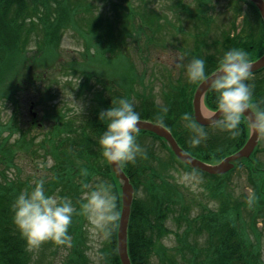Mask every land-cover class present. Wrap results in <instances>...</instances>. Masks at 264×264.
Listing matches in <instances>:
<instances>
[{
  "label": "trees",
  "instance_id": "1",
  "mask_svg": "<svg viewBox=\"0 0 264 264\" xmlns=\"http://www.w3.org/2000/svg\"><path fill=\"white\" fill-rule=\"evenodd\" d=\"M189 1L186 4L179 0L171 5L176 15L182 9L185 21L191 23L194 29L189 32L193 38L192 49L188 51L189 59L192 56H202L211 70L223 53L233 47L246 50L250 60L264 54V20L256 4L250 0H229L224 7L234 19L229 22L228 27L224 26L225 23L219 24L217 30V0ZM153 2L154 0H0V103L14 102L16 106L12 118L0 123L3 125L0 126V134L4 129L8 131L20 126L16 118L21 106L17 102L18 94L28 91L42 93L43 85L49 87L46 85V76L57 67L59 58H62L61 42L68 30L79 38L82 37V59L86 63L89 59L100 56L103 61L126 58L130 61L128 64L131 72H128L127 77L129 82H126L127 86L120 83L121 89L107 79L104 68H74L72 75L77 72L81 74L73 87L77 88V95L83 97L85 91L79 87L82 84V88L90 93V102L83 97L87 102L84 111L72 110L71 113L64 114L59 109L56 112L47 110V116L54 119L45 138L49 144L47 151L56 157L57 164L52 167L50 178L44 175V187L49 194L72 199L78 210L73 219L77 218L80 210V205L76 204L82 202V199H78L81 189L90 191L100 184L112 186L120 216L119 181L98 145V138L105 127L98 114L110 106L112 98L127 97L132 100L142 119L157 122L158 118L163 117L166 127L172 131L180 145L207 162H218L243 146L248 138L246 122L242 123L241 132L236 137L215 125L203 126L198 123L206 129L208 135L199 145H191L189 141L194 132L187 126L185 113L195 119L192 101L198 84L190 83L182 73L178 76L169 73L167 79L161 80L160 90L157 92V81H138L130 47L133 45L137 47L139 54H144L149 53L151 48L155 50L166 46L170 40L164 32L165 24L174 23L166 13L151 11L149 8ZM98 3L101 5L100 11ZM161 18L164 19L163 22ZM180 19L181 16L178 17ZM175 28L185 32L183 26ZM32 59L43 60L46 65L35 67L30 64ZM249 83L253 91L252 102L257 107H264V69L252 75ZM44 99L42 95L40 102L43 103ZM36 104L39 105V101ZM206 104L210 109H215V96L211 90L206 95ZM55 107H58L57 103ZM165 107L167 112L163 111ZM138 134V143L142 144L147 155L138 156L135 163L129 162L124 166L137 192L131 206L129 223V254L132 264H155L152 253L156 251L159 264H264V260L255 251L257 245L252 246V251L243 245L241 230L235 222L236 217H239L238 209L231 210L227 206L219 209L204 207L192 217V204L186 202L180 189L175 185L172 187L164 176L169 164L178 165L181 161L163 138L148 132ZM148 134L153 142L161 141L162 147L171 153V159L160 158L153 145L147 144L144 147V139ZM27 136L28 132L22 131L16 140L26 143ZM1 140L0 145L3 147L11 138L3 136ZM13 149L12 146L1 149L3 154L0 163H6V159L13 156ZM61 152H65L64 163L60 159ZM254 156L248 160L252 164L250 176L253 187L256 195L258 194L254 197L258 210L253 212V216L257 218L264 216V162ZM76 158L80 159L77 164L72 162ZM84 169L87 170L86 174L82 171ZM203 174L207 179L204 183L208 190L217 197L223 192L225 180L222 177H228L231 173L223 176ZM0 175L5 179V182L0 183V264H31L33 252L26 247V242L14 223L12 209L14 198L19 192L31 188L6 180L8 174L4 170H1ZM77 176L80 177L79 183L74 179ZM141 189L145 190V196L139 194ZM171 214L176 216L175 248L167 247L161 241L164 234L172 231L167 225ZM118 220L107 235L97 258L88 255L82 235H76L64 264H122L117 245ZM199 239L204 240L200 245Z\"/></svg>",
  "mask_w": 264,
  "mask_h": 264
},
{
  "label": "rangeland",
  "instance_id": "2",
  "mask_svg": "<svg viewBox=\"0 0 264 264\" xmlns=\"http://www.w3.org/2000/svg\"><path fill=\"white\" fill-rule=\"evenodd\" d=\"M172 2H175V0H154L153 6L158 11L166 13L172 21L179 25V27L183 26V28H185V32H176V34L172 33L171 28L166 29L168 39L181 48L178 49L168 44L167 46L158 47L155 50L151 48L152 51L150 54H146V52H144V54H139L136 51L137 47L133 45L130 47L134 58V72L143 74L147 83L151 80L155 82L156 80L153 76H156L158 78V86L155 88L156 92L160 90V80L167 76L166 74L164 76L162 74V65L166 66L168 71L172 72L174 76L185 72L184 68L178 63V57L181 53L190 50V47L193 45V38L189 36L188 32L190 30L193 32L194 29L192 24L185 21V19L184 21L182 20L183 22L178 21L177 16L181 12L178 11L176 15L174 9L171 8ZM217 2L216 13L218 15L216 16V29L218 30V27H220L219 24L225 23L224 26L228 27L229 22L232 21L234 17L232 15H229V17L228 14H226L229 12L225 10L224 6L227 5L229 0H217ZM82 40V37L79 38L70 30L64 35L61 43L62 58L58 65H56L57 67L49 72L50 75H48L46 80V85H51V88H45L42 93L38 91H28L17 95V102L21 103V106L18 108L16 118H18L20 126L12 127V130L8 131L4 129L0 134V143L3 136H9V138H11L10 142L3 147L0 145V157H2L3 154L1 149H4V147L12 146V148H14L13 156L7 158L6 163H0V172L4 170L8 174L6 175V180H12L21 183L26 188H31L36 179L43 178L44 175L50 178L52 167L57 164V159L47 151L49 144H47L45 138L50 131L51 121L53 120L47 116V110L49 109L53 112L52 108L56 109V111L59 109V111H63L64 114L71 113L72 110H76L77 112L80 111L77 109L72 97L80 101L84 106L86 105L85 103H87L86 99L83 98L84 96L87 98V101L90 102V93L87 92L85 88V90L82 88V84H80L79 87L82 91H85L83 97L78 96L77 94L79 93L77 92V88L73 87L79 80V74H81L77 72L75 75H72L71 71L74 70V68H78L79 70H86L87 66L95 69L104 68L107 75L110 76L108 80L111 82L113 81L111 77L114 75L118 76L121 80L124 78L126 69L122 60L113 61L110 59L103 61L100 60V56L89 59L87 64L85 61L83 63L82 54H80L81 50L84 48L83 42H81ZM188 60L189 57L185 56L183 63H187ZM30 64L39 68L46 65L43 60L36 59H32ZM116 84L117 81H115L114 85L116 86ZM42 95L45 96L43 103L40 102ZM31 101H39L36 110L40 113V119L44 123L42 127H38L36 123L34 126L30 125L31 115L29 113V105ZM55 103L58 104L57 108L55 107ZM14 107H16L14 102L0 103V123H5L12 118L15 111ZM0 126L3 125L0 124ZM22 131L28 132L27 139H25L26 143L16 140L18 135L22 134ZM262 138L261 147L264 148V135ZM144 140V147H146L147 144L153 145L160 158L171 159L170 153L162 147L161 142H153L151 138H146ZM60 155V159H63L64 163L66 159L65 152H61ZM257 159L264 161V153H260ZM79 161L80 159L76 158L72 162L77 164ZM8 163L10 164L8 165ZM2 176L3 175H0V183L5 182ZM164 176L168 179L172 187L175 185L180 189L183 194V199L186 202L194 204L195 210H193V214H196L197 211L200 212L201 208L204 207L218 208L222 203H227L229 199L234 201L237 200L240 203L242 214L240 216L241 220L237 218L235 222L241 230L243 245L250 251H252V246L257 245L258 248L255 251L258 252L259 256L264 260V217L255 218L253 216L254 211L252 210H255L258 204L256 201L253 202L250 200L252 191L254 190H252L248 180V171H246L245 167L235 172L233 171L232 175L226 178V181H224L225 190L223 197L219 199L213 198L209 194L210 191L206 183H203L207 181V179L200 175L190 173L175 163L169 164L168 170L164 173ZM79 178L80 177L77 176L74 179L79 183ZM86 191V188H82L78 199H82L83 201V193ZM145 193L144 189H141L139 192L140 195L144 196ZM76 205H81V202H78ZM167 223L170 227L175 228L173 217H170ZM68 231L70 235L69 242L60 244L49 240L44 242L38 249L32 250L34 258L31 264H64L65 260L69 257L76 235H82L88 255L92 258H96L107 237L101 232L93 233L86 215L80 210L77 218L72 220ZM163 243L168 246H175L176 238L174 233L164 235Z\"/></svg>",
  "mask_w": 264,
  "mask_h": 264
},
{
  "label": "clouds",
  "instance_id": "3",
  "mask_svg": "<svg viewBox=\"0 0 264 264\" xmlns=\"http://www.w3.org/2000/svg\"><path fill=\"white\" fill-rule=\"evenodd\" d=\"M99 5V11L101 5ZM99 14V12H98ZM188 53H181L178 63L184 68L187 80L193 84L207 83L215 96V113L212 123L229 135L236 137L241 132L245 117L248 128L257 135H264V107L252 102V63L246 50L230 48L219 58L217 65L208 69L202 56H192L183 63ZM73 99L78 110L84 105ZM167 112V107L163 109ZM218 114V115H217ZM98 118L104 130L98 138L103 157L109 163L123 168L129 162L135 163L138 156H146V151L137 142L142 117L135 104L127 97L112 98L111 104L99 112ZM187 126L194 132L191 145H199L208 133L189 113H185ZM158 124L166 127L163 117ZM85 174L86 169L82 170ZM45 180L36 179L30 190H22L14 198L13 220L29 250L38 249L44 242L52 240L63 244L70 241L69 226L78 211L68 196L49 194L45 190ZM80 211L86 215L91 231L110 234L119 218L116 194L110 184H100L83 193Z\"/></svg>",
  "mask_w": 264,
  "mask_h": 264
},
{
  "label": "water",
  "instance_id": "4",
  "mask_svg": "<svg viewBox=\"0 0 264 264\" xmlns=\"http://www.w3.org/2000/svg\"><path fill=\"white\" fill-rule=\"evenodd\" d=\"M255 4H257L262 17L264 19V0H252ZM252 63V72H255L259 69L264 68V55L261 56L259 59L251 62ZM209 89L207 83H202L197 88V91L195 93L194 97V108H195V117L196 120L203 124V125H209L213 124L212 119L213 115L206 116L203 114L202 110V103L203 98L207 90ZM214 114V113H213ZM218 115V114H217ZM248 117V116H247ZM249 118V117H248ZM140 126V130H149L152 132L157 133L159 136L164 137L172 147L175 154L183 161L192 163L194 166H198L207 172L211 174H223L231 170L235 166V161L242 157L250 156V154L253 152L255 146L258 143V137L253 130L252 135L247 141V143L243 146L242 149H240L238 152L229 155L225 159H223L218 164H209L206 162H201L200 159H197L188 152H186L182 147L179 146L178 142L172 135L169 129H167L164 126H161L160 124H156L150 121H144L141 120L138 122ZM112 164V163H111ZM115 172L117 173V176L122 180V198H123V209H122V215L120 218L119 223V229H118V245H119V252L120 257L123 262V264H132L130 260V256L128 253V222H129V216L131 212V206L134 199V187L132 183L130 182L129 177L126 175V173L122 170V168L112 164Z\"/></svg>",
  "mask_w": 264,
  "mask_h": 264
},
{
  "label": "bare ground",
  "instance_id": "5",
  "mask_svg": "<svg viewBox=\"0 0 264 264\" xmlns=\"http://www.w3.org/2000/svg\"><path fill=\"white\" fill-rule=\"evenodd\" d=\"M203 114H204V115H208V114H210V110H208L207 107H206L205 105H203ZM120 259H121V258H120ZM121 260H123V259H121Z\"/></svg>",
  "mask_w": 264,
  "mask_h": 264
}]
</instances>
